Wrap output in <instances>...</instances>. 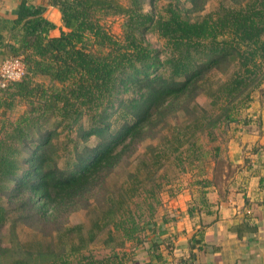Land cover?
Here are the masks:
<instances>
[{
    "label": "trees",
    "instance_id": "trees-1",
    "mask_svg": "<svg viewBox=\"0 0 264 264\" xmlns=\"http://www.w3.org/2000/svg\"><path fill=\"white\" fill-rule=\"evenodd\" d=\"M188 1L194 11L206 2ZM144 2L20 0L8 21L3 49L22 56L25 74L0 90V112L18 102L25 109L0 122V231L9 224L15 235L20 224L50 239L31 245L15 237L13 245L0 244V264H130L134 250L124 252L130 262L113 252L127 242L144 248L141 264H151L150 256L160 259L157 232L168 214L153 210L142 227L130 200L145 182L152 184L146 197L155 194L161 186L157 173L171 157L185 171L198 163L214 169L223 148L205 150L200 135L211 143L221 128L232 138L251 121L237 113L249 107L253 90L264 96V0L221 5L194 20L174 4L154 15L144 11ZM47 6L60 11L62 28L55 36V24L44 15ZM106 15H123L120 38L101 24ZM146 31L164 39L168 51L162 59L143 42ZM230 66L235 69L227 78H214ZM129 90L128 97H119ZM199 95L209 99L213 112L189 106ZM253 121L263 122L260 114ZM135 159L138 167L127 171L117 193H107V207L88 228L68 224L72 212L91 206L108 176ZM213 179L194 181L201 187L200 202ZM105 230L102 243L111 255L85 256ZM138 230L145 232L142 238Z\"/></svg>",
    "mask_w": 264,
    "mask_h": 264
},
{
    "label": "crops",
    "instance_id": "crops-1",
    "mask_svg": "<svg viewBox=\"0 0 264 264\" xmlns=\"http://www.w3.org/2000/svg\"><path fill=\"white\" fill-rule=\"evenodd\" d=\"M19 1L0 0V62L8 55L3 49L9 38L6 26L16 17ZM44 15L56 26L50 35H57L62 28L57 8L47 6ZM257 126L262 128L253 127L256 133L243 129L229 140L232 160H238L243 145L253 143V150H245L251 158L240 168L244 176L231 179L222 192H205L203 202L194 189L167 197L160 214H168L169 221L157 232L160 259L150 256L151 264H264V122Z\"/></svg>",
    "mask_w": 264,
    "mask_h": 264
},
{
    "label": "rangeland",
    "instance_id": "rangeland-1",
    "mask_svg": "<svg viewBox=\"0 0 264 264\" xmlns=\"http://www.w3.org/2000/svg\"><path fill=\"white\" fill-rule=\"evenodd\" d=\"M120 1L124 4L127 3V0H120ZM244 1L245 0H206L202 9L198 11H194L191 10V4L188 0H145L143 9L144 11H149L154 15H159V14H165V7L168 4H174L178 8H180L182 14L185 17L189 18L190 20H194V19H200L206 13L214 12L218 10L221 5L233 6L239 2L242 3ZM57 10L60 15V11L58 8ZM123 20H124L123 15H106L100 18L101 24L115 38H120L122 34ZM61 26H62V22H61ZM141 36L145 44H147L150 48L157 50L159 57L161 59L165 56L168 50L167 47L165 46L164 39L160 38L155 32L152 31L143 32ZM234 69H235L234 66H230L227 71L215 72L214 78L220 81L224 80L231 74V72ZM35 79L37 81H42L45 83L48 81L46 77L37 76L35 77ZM131 91L132 90H129L127 92H122V94L119 95V97L126 98L129 96ZM251 95L253 99L249 107L245 109H241L237 113V115L240 116V118H250L251 121L249 122V124L251 123L253 124L254 122L253 120L257 117L258 114L262 116V120L264 117V96L261 94V91L259 89L253 90ZM194 104H196V107L198 109H205L208 110L209 112H213V109L209 103V99L204 95H199L198 97H196V99L193 102L189 103V106H194ZM24 109H25V105L23 103L18 102L15 103V105L10 109L1 110L0 122L5 121V119H10V120L15 119L23 112ZM180 119H182V117H180ZM249 124L244 125L242 127V130L244 129L246 131H250V129L252 128V130H254V132L256 133L257 129L259 131L262 128L257 125L255 126V124H253L254 126L252 125L249 126ZM253 127H257V129L255 130L253 129ZM236 133L238 132L236 131ZM214 134L216 139L211 143H206L207 137L204 134H201L199 139V142L203 143L205 150L206 148L211 149L213 148V146L216 145L217 146L219 145L220 149L223 148V151L220 150L221 158L216 163L214 169H212L213 168L212 163L209 165H205V164L203 165V163H198V167H192L191 169L189 167H186V171H185L179 168L176 165V162L171 157L170 159L165 161L164 165L157 173V176L159 177H157L156 181L160 182L161 186L155 189L156 190L155 194L146 197L147 194H150L149 191L147 190H149L152 184L145 182L143 189L136 196H134L132 200H130L129 210L135 215L136 220L138 221L140 226L142 227L147 226L144 225L143 220L147 219L146 216L148 213H151L154 210V215H157L158 213L160 214L161 210L165 208L164 207L165 205H163L166 203L165 200L167 199L168 196H170L173 193L185 192L187 194V193H191L192 189H194L195 194L199 197L201 192V187L194 185L195 184L194 181L203 178V176H208V178H211L212 175L214 178L213 180L215 181L214 187L207 188L205 192L210 191L212 189L213 190L211 192L216 190L222 192L223 190H225L227 183L230 182L231 179H234L236 176L237 177L244 176L240 168L246 165V162L248 161L247 158L248 159L251 158L249 157L250 155L247 154L245 155V150L247 152L253 150L252 148L253 143L251 142L250 145H247V143L243 145L242 147L243 153L242 154L240 153V157L238 158V160H232L231 157H230L231 159L228 157V152L229 150L231 151V147L228 146L229 140L231 138H228L227 137L228 135H225L224 130H222L221 128L215 129ZM255 138L252 137V139ZM93 141L94 139L90 138L88 142L93 143ZM155 142L156 141H154V143ZM141 148L142 149L140 151L143 150V147ZM207 157H209V155ZM137 167H138V159H135L126 167H122L117 172L112 173L110 176H108L104 185V189L102 187V190L95 192L93 198L91 197L90 199V202H92L91 206H89L86 209H80L72 212L68 217L67 220L68 224L73 225V224L81 223L84 225L85 229L88 228L92 220L97 215H99V212L104 211L105 208L107 207V193H117L120 187L121 188L124 187L127 182V171H133ZM200 171H202L204 174L202 175ZM141 176L144 175L141 174ZM150 204L151 207L149 206ZM8 226L10 225L6 224V226L2 227L0 231V239H1L0 244L5 247L13 245L14 242H16L14 239L15 237H17L19 243L31 244V245H33L37 241L43 242V241H48L50 239V237L47 236L45 237L43 235V231L41 232L34 228L31 227L29 228L27 226L20 224H18L15 228L14 231L15 235H12L9 232ZM147 232L149 231H146V233ZM137 233H138L137 236L139 238H142L145 232L142 230H138ZM106 236L107 234L105 230L103 231L102 234L99 235V240L90 244L88 249L83 251V254L88 258H97V259L105 258V256L111 255L113 250L102 243V240ZM116 242H117L116 240L111 241L109 242V244L113 245ZM133 246L134 243L127 242L124 248L117 247L113 252H116L119 255V257H121L126 262L128 261L127 257L129 256L124 255V252H130V250H134L131 251L132 254H130L131 259L129 260H132L130 264H139L141 259L144 257V248L138 247L135 249L133 248Z\"/></svg>",
    "mask_w": 264,
    "mask_h": 264
},
{
    "label": "built area",
    "instance_id": "built-area-1",
    "mask_svg": "<svg viewBox=\"0 0 264 264\" xmlns=\"http://www.w3.org/2000/svg\"><path fill=\"white\" fill-rule=\"evenodd\" d=\"M25 74V64L21 55L5 56L0 62V90L8 83L20 80Z\"/></svg>",
    "mask_w": 264,
    "mask_h": 264
}]
</instances>
